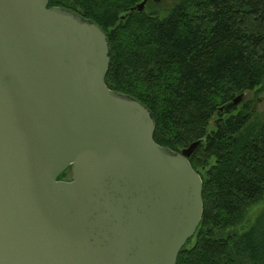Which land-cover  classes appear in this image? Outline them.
I'll return each instance as SVG.
<instances>
[{
    "label": "water",
    "instance_id": "obj_1",
    "mask_svg": "<svg viewBox=\"0 0 264 264\" xmlns=\"http://www.w3.org/2000/svg\"><path fill=\"white\" fill-rule=\"evenodd\" d=\"M48 6L0 0V264H177L204 214L200 142L158 145L106 84V34Z\"/></svg>",
    "mask_w": 264,
    "mask_h": 264
},
{
    "label": "trees",
    "instance_id": "obj_2",
    "mask_svg": "<svg viewBox=\"0 0 264 264\" xmlns=\"http://www.w3.org/2000/svg\"><path fill=\"white\" fill-rule=\"evenodd\" d=\"M49 0L106 34L108 88L143 104L158 145L181 152L203 180L204 214L177 264H264V0ZM64 172L59 180L69 176Z\"/></svg>",
    "mask_w": 264,
    "mask_h": 264
},
{
    "label": "rangeland",
    "instance_id": "obj_3",
    "mask_svg": "<svg viewBox=\"0 0 264 264\" xmlns=\"http://www.w3.org/2000/svg\"><path fill=\"white\" fill-rule=\"evenodd\" d=\"M176 1L177 0H160V1H155V2L160 3V9H163V8L166 9L174 5ZM248 101H253V107L255 111H257L259 115L263 117L264 115V89L262 91L255 90L247 94H244V97L242 101L240 102V104L243 102H248ZM263 210H264V200L260 204L256 205L255 207L251 209L249 213V217L255 218Z\"/></svg>",
    "mask_w": 264,
    "mask_h": 264
},
{
    "label": "flooded vegetation",
    "instance_id": "obj_4",
    "mask_svg": "<svg viewBox=\"0 0 264 264\" xmlns=\"http://www.w3.org/2000/svg\"><path fill=\"white\" fill-rule=\"evenodd\" d=\"M64 180L69 181L70 180V176L64 178Z\"/></svg>",
    "mask_w": 264,
    "mask_h": 264
}]
</instances>
